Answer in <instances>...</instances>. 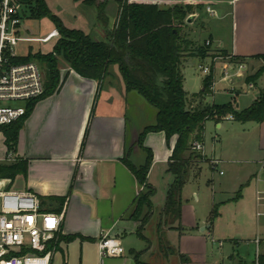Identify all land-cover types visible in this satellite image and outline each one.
<instances>
[{"label": "crops", "instance_id": "0c3cea01", "mask_svg": "<svg viewBox=\"0 0 264 264\" xmlns=\"http://www.w3.org/2000/svg\"><path fill=\"white\" fill-rule=\"evenodd\" d=\"M204 3L198 15L194 13L190 16H197L194 17L197 20L187 23L184 35L195 48L203 46L196 34L207 33L204 42L211 43V50L205 58L190 55L185 67L195 58L198 67L211 66L215 71L217 66H221L223 71L229 64L219 62L215 65L210 62L212 54H223L244 63L248 69L246 77L257 73L264 66V61L258 58L264 56V0H240L237 3L205 0ZM208 7L215 11L214 15L207 12ZM205 15L211 20L206 21ZM188 28L194 31L187 34ZM191 36L195 38L194 42ZM229 67L230 71H235V66ZM245 76L242 74V77ZM232 77L230 82L235 86L236 81ZM263 78L264 75L251 85L244 80L245 87L237 92V97H246L250 93L255 95V99L242 110L241 105H237L236 110L241 112L250 108L261 97L264 87L261 88L259 84H263ZM62 80L60 91L39 101L26 119L14 152H8L5 137L0 133V164L25 163L26 175L16 179L13 190L33 193L42 200L43 210L63 215L60 245L52 264H56L57 257L60 264H72L71 258L76 254L79 264H91L92 256L95 264H137L135 255L139 253L134 251L130 252V256L125 253L123 258L105 263V259L99 256L98 242L110 236L119 238L123 243L125 238L137 236L139 224L131 221L129 216L144 188L125 162L138 168L144 166L147 155L139 146V138L146 128L156 124L157 111L140 94L127 91L118 67L111 77L108 74L101 82L84 79L66 68L62 71ZM185 84L186 78L184 90L190 95L204 89V79L198 93L186 90ZM207 103L223 105L211 101L210 97ZM225 121L235 122L229 118L219 123L211 122L220 129ZM243 125L251 127L249 131L255 133V141L248 147L235 149L236 159L219 160L218 167L224 163L247 167L244 176L238 177L232 186L230 193L234 197L224 203L239 205L251 197L258 216L259 212L264 211V123ZM175 143L176 138L168 147L163 133H150L144 140V148L151 150L154 156L148 185L156 192L152 198L153 217L145 228V234L152 229L155 238L167 191L174 181V177L168 173V166ZM206 159L210 160L207 156ZM239 192V199L234 201ZM177 227L178 224L174 226ZM165 232L168 243L173 244L170 236L179 231L168 228ZM179 241L181 244V238ZM150 242L146 243L148 248L143 251L145 255L153 252L154 245ZM258 245L261 246L262 242ZM182 258L185 259L184 255L180 262ZM185 261L188 262V259ZM239 264L244 263L241 261Z\"/></svg>", "mask_w": 264, "mask_h": 264}, {"label": "trees", "instance_id": "16d2710c", "mask_svg": "<svg viewBox=\"0 0 264 264\" xmlns=\"http://www.w3.org/2000/svg\"><path fill=\"white\" fill-rule=\"evenodd\" d=\"M74 1L96 9V29L102 33L98 34V39L65 27L51 13L45 0H12V3L21 6L23 18H49L60 37L51 53L30 52L27 57L14 60V63H38L45 73L46 91L41 98L27 104L24 118L10 126L0 127V133L5 137L8 152H14L24 122L36 104L60 91L63 85L62 66L84 79L98 82L105 80L112 65L117 66L127 91L137 92L157 111L156 124L146 128L139 138V146L147 155L144 166L138 168L125 162L139 185L144 188L135 200L129 218L140 224L137 237L146 243L150 241L143 233L153 217L152 198L156 192L148 185L154 156L151 150L144 148V140L150 133H163L167 146L171 147L172 139L176 138L168 166V173L174 177V181L167 191L165 205L156 226L159 248L169 249L166 229L182 230L184 187L192 176L197 178L200 175L201 165L209 162L192 151L193 143H203L205 126L211 121L219 123L231 117L241 124L264 123V91L250 108L241 112L236 110L233 103L210 105L207 99L213 95V67L212 74L204 78L203 91L190 95L184 90L183 70L188 57L196 55L205 58L210 52L205 46L193 48V43L184 35L188 19L196 9L194 3L162 8L164 1L176 0ZM2 2L0 0V4ZM110 3L115 5L116 18L112 27L107 15ZM199 8L203 9V6ZM24 9L29 10L28 16L24 14ZM258 58L264 61V56ZM263 75L264 66L254 76L247 77L246 82L248 85L256 84ZM25 175L26 165L23 162L0 164V178L11 180L12 186L19 176ZM240 193L234 201L239 199ZM212 216H217L216 208ZM176 224L178 227L174 228ZM141 255H135L136 263L146 264L141 262ZM165 256L169 255L165 253ZM258 264H264V255L258 257Z\"/></svg>", "mask_w": 264, "mask_h": 264}, {"label": "rangeland", "instance_id": "374dc122", "mask_svg": "<svg viewBox=\"0 0 264 264\" xmlns=\"http://www.w3.org/2000/svg\"><path fill=\"white\" fill-rule=\"evenodd\" d=\"M204 1L176 0L172 4L169 1H164L161 6L162 8H168L177 4L183 7L187 3H194L196 5L194 13L198 15L202 10L199 7H204ZM45 2L51 13L58 17L65 27L83 31L95 40L98 39L100 30L97 31L96 29L97 14L95 8L86 7L82 3H75L73 0H45ZM24 14L28 16L30 14L29 10L24 9ZM107 15L112 27L116 18L114 4L110 3L108 5ZM29 17L23 19L21 29L26 35L15 48L17 56L25 58L30 52L51 53L60 37L54 23L49 18L32 20ZM91 20L93 21L89 23ZM194 20H197V18H194ZM205 20L210 21L211 19L208 15H205ZM186 31L188 34L191 31L193 32L194 29L188 28ZM196 37L204 46L208 34L198 32ZM190 38L192 41L195 39L192 36ZM209 49L211 50V48ZM213 55L210 57V62L215 65L219 62H225L232 66L242 63L228 55ZM218 56H221L222 59L216 61L215 58ZM198 66L197 59L192 58L184 68L185 88L191 93H198L202 89V80L205 78ZM65 69L66 67L62 66V71ZM115 70H117V66L112 65L109 71L110 77ZM247 70L242 71L244 76ZM235 73L236 70L230 71V75L233 76L232 79L236 81L234 86L229 79H224L221 66L216 67L214 96H210V100L223 105L232 101L235 106L241 105L240 109L242 110L248 102L255 99V95L249 93L246 97H237V92L245 87L244 80L247 77L238 78ZM259 86L263 88L264 82ZM233 89L236 91H232ZM10 105L24 106L21 102L11 103ZM222 124L223 127L220 129L213 122L206 125L204 132L205 156L210 160H213V157L218 161L236 159L235 149L240 146L248 147L252 141H255V133L249 131L251 127H245L241 123L230 121H225ZM212 167L211 163L204 162L201 165L200 175L197 178L192 176L185 185L182 194V230L170 236L173 243L170 245V250L159 248L158 240L155 238L152 229H150L146 234L144 231L143 234L153 242V252L145 255L143 251L148 248V245L137 236L132 235L123 240L126 256H130L131 251L141 253L140 260L146 264H239L241 261L244 264H258V257L264 255V216H257V210L251 197L246 198L239 205L224 203L234 197V194L230 193L233 189L232 186L238 180V177L244 176L247 167L243 168L236 163H224L216 170ZM18 186H16V189ZM215 208L217 209V216L213 217L212 213ZM156 221H154V225H156ZM203 229L206 230L203 231ZM179 238H181V244ZM260 241L262 242L261 246L258 245ZM165 253L169 256L166 257ZM182 255L185 259L182 258L183 261L180 262ZM187 259L188 262L185 261ZM113 260L105 259L104 261L108 263ZM71 262L72 264L80 263L77 254L74 258H71ZM90 262L91 264L96 263L93 256ZM55 263L60 264L59 257L56 258Z\"/></svg>", "mask_w": 264, "mask_h": 264}, {"label": "built area", "instance_id": "2783aa9c", "mask_svg": "<svg viewBox=\"0 0 264 264\" xmlns=\"http://www.w3.org/2000/svg\"><path fill=\"white\" fill-rule=\"evenodd\" d=\"M207 12L215 14L211 7ZM23 19L20 5L3 0L0 6V127L24 118L27 104L41 98L46 91L45 73L38 63H14L20 58L15 48L24 38ZM204 46L211 48L212 45L206 42ZM221 59V56L215 58ZM229 69V65L223 69L224 79H231ZM234 69L240 78L247 67L241 63ZM199 70L205 77L212 74L211 66L202 65ZM214 87L215 84L213 93ZM16 102L24 106L10 105ZM192 151L206 159L203 143L194 142ZM209 163L214 170L219 165L215 159ZM258 216H264V212ZM63 223V215L45 212L36 195L15 191L11 180L0 178V264H52L59 249ZM98 253L102 259H121L126 251L119 238L106 236L98 242Z\"/></svg>", "mask_w": 264, "mask_h": 264}, {"label": "water", "instance_id": "95a60500", "mask_svg": "<svg viewBox=\"0 0 264 264\" xmlns=\"http://www.w3.org/2000/svg\"><path fill=\"white\" fill-rule=\"evenodd\" d=\"M194 21V17H190L189 19H188V24H191L192 22ZM206 229H203V231H205Z\"/></svg>", "mask_w": 264, "mask_h": 264}]
</instances>
